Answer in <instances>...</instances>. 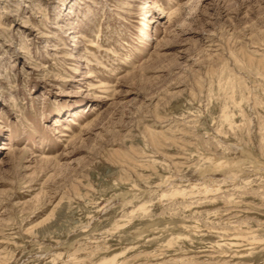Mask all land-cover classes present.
Listing matches in <instances>:
<instances>
[{"label": "rangeland", "instance_id": "374dc122", "mask_svg": "<svg viewBox=\"0 0 264 264\" xmlns=\"http://www.w3.org/2000/svg\"><path fill=\"white\" fill-rule=\"evenodd\" d=\"M0 264H264V0H0Z\"/></svg>", "mask_w": 264, "mask_h": 264}]
</instances>
